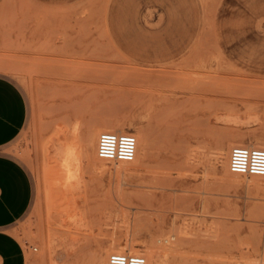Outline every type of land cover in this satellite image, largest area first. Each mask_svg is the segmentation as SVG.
<instances>
[{
	"label": "rangeland",
	"instance_id": "rangeland-1",
	"mask_svg": "<svg viewBox=\"0 0 264 264\" xmlns=\"http://www.w3.org/2000/svg\"><path fill=\"white\" fill-rule=\"evenodd\" d=\"M0 73L28 105L6 146L33 182L12 226L26 264H100L114 230L162 264L264 250L249 233L264 235V178L226 176L209 152L229 143L219 133H264V0H0ZM112 117L147 133L146 152L122 167L82 157L74 200L55 145L76 119L78 144L91 120Z\"/></svg>",
	"mask_w": 264,
	"mask_h": 264
},
{
	"label": "bare ground",
	"instance_id": "bare-ground-1",
	"mask_svg": "<svg viewBox=\"0 0 264 264\" xmlns=\"http://www.w3.org/2000/svg\"><path fill=\"white\" fill-rule=\"evenodd\" d=\"M104 2H105V0H104ZM226 117L227 116H225L224 118H226ZM228 117H231V116H228ZM240 117L241 116H233V118H234L233 120L240 121V120L243 119V118H240ZM231 119L232 118H230L229 120H231ZM233 120H231V121H233ZM258 120H259V118H258L257 115H255V113L254 114H252V113L249 114L248 113L246 121L245 120H242V121L249 124V123H252V122L255 123ZM78 123H79V121L77 119L75 121H73V123H72V125H71V127H70V129L68 131V134H67L68 135L67 137L69 138V140L67 142H65L63 140H59L56 143V145H55V154H54V157L61 162L60 164H62V168H64L63 170H65L67 175H68V181L69 182H67L68 184L66 185V189H68V192H70V194H71V196L73 197L74 200H75V197L78 196V192H79V190L81 188V185H82L81 181H83L82 180L83 177L81 176L82 174H84V173L81 174V168H82L81 159H82V157L86 158L88 163H89L88 165H90L92 167L93 166L96 167V165L102 164L103 161H105V160L99 158L98 155H97L98 136H99L100 132H102V131H112V132H117V133H119V132H127V130H125L123 128V125L125 124V121H123V120H121L119 118L112 117V118H107L104 121H100L99 119H93V120H91V124H90L89 128L87 129V131L85 132V134L82 137H79L80 138V142L78 143L79 144L78 145L77 141H75L76 135H77V130H78L77 129L78 128ZM135 126H137V125H135ZM228 133H230V132H228ZM133 134L136 137V141H137L136 150H135V156H134L133 160L130 161V162H119L118 164H120V167H122L123 165L134 164L136 162L138 163L140 158H141V155L144 152H146L145 150L148 147L149 138H148L147 133H145L146 135H142L139 132H134ZM225 134L224 133H219V138L218 139H220L221 137L223 138L224 136L227 137L229 139V143H227V146L225 147L223 144H221V142L217 141L214 147H210L209 152H210L213 160L216 161V163H217V161H221L222 162V170L224 172V175L227 176V175H230V173L233 174L230 171V169H229V152H230V149L233 146H235V145H243V146H248V147L264 148V133H257L255 130H248V131L246 130V131H238V132H234V133L231 132L229 135H225ZM245 140H249L250 142L247 143V142H245ZM79 147L82 148V152L76 150ZM233 175L237 176V175H240V174L234 173ZM253 177L254 178H264V175L263 176L254 175ZM221 178H222V176H221ZM72 202H74V201H72ZM76 215H78V214H76ZM76 215L73 214L72 217H68L70 220L72 219L70 221V223H73L75 225V228L79 227L81 222L84 224V222H83L84 219H81L80 217H78ZM69 219L68 220L66 219V222L64 220L65 224L69 221ZM186 223H188V222H186ZM83 226H85V225H83ZM117 226H118V224H117ZM182 226H184V225H182ZM190 226H191V224H190ZM69 227H72V226H69ZM73 228H74V226H73ZM88 228H89V226H88ZM76 229H74V230H76ZM215 229H217V228H215ZM182 230H180L179 232H183V235H185L186 234L185 233L186 229H185V231L184 230L182 231ZM189 230H191V227H190ZM211 230H213V232H214V229H211ZM86 232H88V231L86 230ZM89 232H91V230ZM112 233L115 234V230ZM128 233H127V235H128ZM193 233H195V231H193ZM249 233L252 234L253 238L250 235V237L252 238V242L256 241L257 244H259V245L263 244V247H264V235H262L261 232L257 228H255V229L252 228ZM114 234H112L113 237L108 242V246H107V248L105 250L104 256H102L103 258H102V261H101L100 264H107L109 255L111 253H114V252L127 253V254H141L142 253L144 255L145 259H146V264H162V262L158 260V256H157L158 253L154 249H150V250L140 249V248L137 247L139 245L137 243L138 240H136L137 241L136 242L133 239L128 238L129 236H126L124 239H116L114 237ZM179 234L182 235V233H179ZM213 235H214V233H213ZM72 237H74V236H72ZM66 238H68V237H66ZM72 239H74V238H72ZM68 240H69V238H68ZM249 241H251V240H249ZM53 242L54 241H52V243ZM66 243H68V242H66ZM68 245L67 246H68L69 250H74L75 248H77V245H75V243L74 244L73 243H71V244L68 243ZM157 249L159 250V248H157ZM252 251L253 252L250 251V252H246V253L240 252L239 258L235 261V264H264V250H254L253 249ZM164 258H166L165 255H164ZM231 263H233V262H231Z\"/></svg>",
	"mask_w": 264,
	"mask_h": 264
},
{
	"label": "crops",
	"instance_id": "crops-1",
	"mask_svg": "<svg viewBox=\"0 0 264 264\" xmlns=\"http://www.w3.org/2000/svg\"><path fill=\"white\" fill-rule=\"evenodd\" d=\"M180 44L172 56L181 53ZM28 105L19 86L0 73V264H26L21 241L12 232L13 224L33 200V182L25 166L6 151L27 120Z\"/></svg>",
	"mask_w": 264,
	"mask_h": 264
},
{
	"label": "built area",
	"instance_id": "built-area-1",
	"mask_svg": "<svg viewBox=\"0 0 264 264\" xmlns=\"http://www.w3.org/2000/svg\"><path fill=\"white\" fill-rule=\"evenodd\" d=\"M136 143L133 133L102 131L98 136L97 155L107 162H130L135 156ZM229 169L244 176H263L264 148L233 146L229 152ZM107 264H146V259L141 254L114 252Z\"/></svg>",
	"mask_w": 264,
	"mask_h": 264
}]
</instances>
